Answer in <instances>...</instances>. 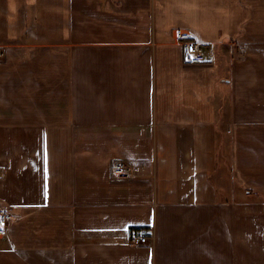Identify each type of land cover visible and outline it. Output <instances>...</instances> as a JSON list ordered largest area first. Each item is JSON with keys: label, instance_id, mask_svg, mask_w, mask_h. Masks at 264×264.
Masks as SVG:
<instances>
[{"label": "crops", "instance_id": "1", "mask_svg": "<svg viewBox=\"0 0 264 264\" xmlns=\"http://www.w3.org/2000/svg\"><path fill=\"white\" fill-rule=\"evenodd\" d=\"M0 52V264H264V0H0Z\"/></svg>", "mask_w": 264, "mask_h": 264}, {"label": "built area", "instance_id": "2", "mask_svg": "<svg viewBox=\"0 0 264 264\" xmlns=\"http://www.w3.org/2000/svg\"><path fill=\"white\" fill-rule=\"evenodd\" d=\"M174 39L183 40L188 35L182 28L172 30ZM184 54L183 58L186 63L206 62L210 61L212 57L207 52L203 44L197 40H183ZM2 56V52H0ZM136 166L146 167L145 163L134 164L130 161H115L111 164V174L115 178H128L132 176V170ZM11 218V214L7 205L0 204V237L5 236L7 230V223ZM131 241L133 242H146L147 236H145L141 229H135L131 233Z\"/></svg>", "mask_w": 264, "mask_h": 264}, {"label": "rangeland", "instance_id": "3", "mask_svg": "<svg viewBox=\"0 0 264 264\" xmlns=\"http://www.w3.org/2000/svg\"><path fill=\"white\" fill-rule=\"evenodd\" d=\"M219 53H221V52L219 51ZM2 56H3V53H2ZM2 56H0V58ZM222 60L224 61V63L226 62V60L224 59V57H221L220 56L219 57V63H220V65H222ZM224 63H223V65H224ZM227 107H228V104L226 102H220V104H219V110L221 111V113H224L225 116H227V111H228L227 110ZM144 168H146V167H144ZM128 178H130V177H128ZM123 179H125V178H123Z\"/></svg>", "mask_w": 264, "mask_h": 264}, {"label": "trees", "instance_id": "4", "mask_svg": "<svg viewBox=\"0 0 264 264\" xmlns=\"http://www.w3.org/2000/svg\"><path fill=\"white\" fill-rule=\"evenodd\" d=\"M247 192L248 193H255V194H258L259 192L255 191V190H250V189H247Z\"/></svg>", "mask_w": 264, "mask_h": 264}]
</instances>
